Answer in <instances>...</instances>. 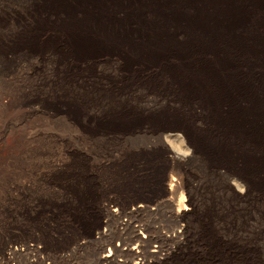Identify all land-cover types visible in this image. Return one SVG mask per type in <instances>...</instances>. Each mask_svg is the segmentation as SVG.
<instances>
[{
  "label": "rangeland",
  "instance_id": "374dc122",
  "mask_svg": "<svg viewBox=\"0 0 264 264\" xmlns=\"http://www.w3.org/2000/svg\"><path fill=\"white\" fill-rule=\"evenodd\" d=\"M83 1L0 0V264H264V132L229 117L226 95L188 92L178 44L75 49L112 39ZM245 1L241 35L260 42L232 56L243 106L264 101V0Z\"/></svg>",
  "mask_w": 264,
  "mask_h": 264
},
{
  "label": "bare ground",
  "instance_id": "6f19581e",
  "mask_svg": "<svg viewBox=\"0 0 264 264\" xmlns=\"http://www.w3.org/2000/svg\"><path fill=\"white\" fill-rule=\"evenodd\" d=\"M255 1L256 0H246L245 4ZM83 2L82 5L87 6L90 10L88 11V18L95 21L94 23H99L101 25L107 23L108 29L111 30L108 34L112 36V39L108 37L106 39H99L93 37L92 34H84V36L78 38L76 36L75 39L73 38V47L75 49L85 50L86 52L89 49L92 51V49L98 46L109 47L114 45L118 47L117 45H122V42L128 44L132 43L136 47L137 43L135 44V41L133 42L135 36L140 37L137 46L141 47L143 52H152L153 54L156 53L158 56H163L162 53L164 50L168 48L172 50L174 49L173 47L178 44L183 48L185 54L190 57L188 60L189 62H182L186 70H184L182 66L181 68L183 70L179 67L181 70L180 72H182V78L180 79L186 88L189 89L188 92L190 93L193 91L199 93V91H205L208 95L212 96L214 94L226 95L228 99L227 104L231 110L228 111V108L225 107L229 117L240 120L246 130L248 129L259 133L264 132V101H260V96L254 94V99H245V105L243 106L237 103L234 91L237 87L238 89L244 88V91L247 84L244 78L236 76L234 70L231 69L234 65L232 56L248 46L257 49L260 42L252 36L250 37V35H241L237 33L236 30H233L238 23L245 22L244 20L250 14L249 8L243 6V2L241 6L237 5V0H87ZM180 21H182V24ZM134 23H137L136 26H133ZM23 30L29 32L31 29L27 26H21V33ZM128 34H133L132 41L127 38ZM6 37L8 38V44H13V42L20 38L19 33L16 34L13 31L8 32V36ZM19 40L29 47L35 44L34 40ZM68 46L65 47V57H71V55L73 56L75 54L74 48L72 49V47ZM214 46L216 48L222 47L225 50V54L222 56H213V58H206L203 55L206 47L209 49L208 47L212 48ZM165 52H168V50ZM24 54L29 56L26 52ZM234 74L235 77L233 76ZM226 102L227 101H225V103ZM229 102L232 106H230ZM199 114L202 113L199 112ZM184 149H186V153L181 154L176 152L181 159H188L187 151L190 152L191 149L189 144H186ZM184 164H187V162ZM120 171L121 169L119 172ZM112 180L111 178V182ZM181 182L182 177H180L179 180L174 177L170 179L167 189L172 195H170L171 198L175 195L176 190H178L177 188L181 187ZM138 206L143 205L139 204ZM120 221L119 224H126L123 220ZM178 235L177 231H173L171 234L167 235V237L173 238ZM136 238L142 244L148 242L145 234H138ZM113 248L115 251L120 250L118 245H113ZM113 258L114 255L111 250L102 256V260L106 262L111 261Z\"/></svg>",
  "mask_w": 264,
  "mask_h": 264
},
{
  "label": "trees",
  "instance_id": "16d2710c",
  "mask_svg": "<svg viewBox=\"0 0 264 264\" xmlns=\"http://www.w3.org/2000/svg\"><path fill=\"white\" fill-rule=\"evenodd\" d=\"M189 7V6H188ZM245 22H243V23H238L234 28H233V30L235 31H237L238 33H240V34H244V32H245V30L246 29H248L249 27H247V28H244V26H245V24H244ZM239 26H242V27H240L239 29H237V27H239ZM251 28V27H250ZM220 49H222V47H220ZM244 51H246V50H242V52H244Z\"/></svg>",
  "mask_w": 264,
  "mask_h": 264
}]
</instances>
